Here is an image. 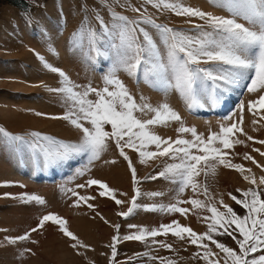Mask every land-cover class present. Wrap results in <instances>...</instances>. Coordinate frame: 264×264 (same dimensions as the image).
I'll return each mask as SVG.
<instances>
[{"label":"rangeland","instance_id":"374dc122","mask_svg":"<svg viewBox=\"0 0 264 264\" xmlns=\"http://www.w3.org/2000/svg\"><path fill=\"white\" fill-rule=\"evenodd\" d=\"M108 2L120 14L129 18L138 17L137 13L121 7L116 0ZM173 2L245 23L242 18L233 17L227 8L220 7L218 0ZM121 3H125V0H121ZM126 3L140 7L142 0H126ZM145 7L158 23L189 34H196L199 30L195 26L205 23L199 18L179 16L171 11H157L151 5ZM97 12L103 15L106 22H111L105 0H0V127L12 135L25 137L29 143L33 132L65 143H78L81 131L70 121L56 118L67 114L70 102H65L63 94L50 91L63 86L62 77L45 67V62L62 70L75 85H91L95 88L104 87L105 77L115 70L117 78L127 85L137 102H140L141 95L152 105L167 102L182 117L183 126L196 128L205 138L213 132H220L222 126L239 123L242 119L244 134L236 132L232 137V140L242 143L234 144L224 151L228 153L226 160L242 165L246 171L241 174L237 170L217 165L214 175L210 173L206 176L201 172L195 179L197 183L207 186L212 197L209 201L202 189L194 193L188 187L180 193L179 183L157 176L167 164L178 162L167 156H158L141 163L138 152L125 148L136 170L138 183H134L128 161L119 154L111 140L108 141L107 151L91 163L87 154H73L68 159L46 163L42 155L33 153L29 144H14L0 136V264H161L160 259L153 257L164 258L165 264L168 261L173 264H207L201 258L204 249L190 244L187 236L183 241L171 233L155 238L146 237L144 241L125 240L123 237L139 234L142 228L151 231L173 221H179L181 225L203 234L208 231L207 224L211 221L201 217L210 213L193 209L191 204H178V200L195 198L215 204L220 211L226 212L220 204L222 200L243 216L246 209L231 199L230 194L242 199L238 189L248 191L258 188L264 192V184L260 183L264 177V155L260 154L264 152V144L256 143L264 140V118H261L264 109L258 104L256 109L248 108L249 102L257 100L260 95L248 91L254 72L243 70V78L237 83L215 90L211 88L212 82L208 81L209 87L204 91L198 90L197 102L189 107V102L178 90L154 85L145 80L142 70L137 78L129 77L123 69H117L116 49L110 47L106 40L98 45L99 56L93 54L90 57L86 46L83 51L72 46V34L78 30L86 15L92 25L99 29L94 19ZM144 27L156 35L151 26ZM37 53L44 57V61L38 58ZM89 98L96 99L94 95ZM256 112L258 114L254 115ZM138 115L141 119H148L152 114ZM254 120L258 122L254 123ZM82 123L90 127L86 122ZM180 126V122H170L164 126H153L151 130L163 138L193 139L191 133H179ZM105 130L111 131V126L106 125ZM248 136L253 137V140H248ZM147 150L155 151V147ZM246 154L252 156L256 163L245 159ZM244 176H248L249 180H245ZM252 178H255L256 184L251 183ZM90 179L102 181L115 190V199L109 195L100 196L102 189L99 185L89 186L87 181ZM137 188L140 191L136 198L137 207L127 217L120 215L131 207ZM30 195L41 197L45 203L20 198ZM80 197L95 199L85 202ZM261 198L264 199V195ZM116 199L124 203L117 205ZM88 204L94 207L89 208ZM174 204L191 211L185 216L159 210ZM48 214H56L66 220L69 230L90 247L79 249L82 254H77V250L70 246L73 241L64 236L59 226L51 221L46 222L42 229L31 232L32 228L38 226L40 219ZM117 225L118 229L115 227ZM228 231L237 239H242L235 225L230 226ZM28 232L31 233L28 241L17 240L12 244L6 240ZM213 236L218 242L239 250L232 236L217 233H213ZM113 237H119V240L114 242ZM154 241L170 244L172 250L162 248ZM203 243H207L212 252L217 253L216 257L209 259L224 256L214 244L207 240ZM113 244L116 248L114 258L110 247ZM260 254L264 253L254 255Z\"/></svg>","mask_w":264,"mask_h":264},{"label":"snow or ice","instance_id":"6c2138e0","mask_svg":"<svg viewBox=\"0 0 264 264\" xmlns=\"http://www.w3.org/2000/svg\"><path fill=\"white\" fill-rule=\"evenodd\" d=\"M116 2L121 7L130 8L132 12L138 14V17L129 18L127 15L120 14L108 0H105L111 22H106L103 15L97 12L94 16L99 25V29H97L86 15L78 30L72 34L71 44L74 48L83 51L86 46L90 57L93 54L99 56L98 45L102 40H106L110 47L116 49L117 69H123L129 77L137 78L142 70L145 80L166 89L178 90L189 102V107L197 102V91H204L209 87L208 81L212 82L213 90L220 89L222 86L235 84L239 79H242L243 70H252L254 78L248 86V91L260 93V95L257 100L249 102L248 108L249 110L256 109L258 104L261 109H264V0H218L220 7L227 8L233 17L242 18L245 23L238 22L235 18L214 16L203 10L173 2V0H142L140 7L127 4L126 0L125 3H121V0H116ZM145 5H151L157 11L166 10L179 16L199 18L205 23L195 26L199 30L196 34H189L158 23L148 13ZM144 25L155 29L156 35L149 32ZM37 56L41 61H44V57L39 53ZM206 64H211L213 67H201ZM45 67L62 77L63 86L50 89V91L63 94L65 102H70L67 114L56 118L68 120L75 128L79 129L82 133L80 141L65 143L33 132L30 134L32 140L29 143L25 137L12 135L2 127H0V136L14 144H29L33 153L42 155L46 163L65 160L73 154H87L89 163H91L107 151L108 141L111 140L118 148L119 154L128 161L134 183H138L136 170L132 167L131 159L124 151L125 148L138 152L141 163L158 156H167L173 161H178L167 164L157 176L179 183L180 193H183L188 187L194 193L198 189H202L209 201L212 197L208 193L207 186L197 183L195 179L201 172L206 176L210 173L214 175L217 165L237 170L241 174L246 171L242 165L226 160L225 157L228 153L224 151V149L232 148L234 144L242 143L239 140H232L236 132L244 134L241 127L242 119L239 123H233L227 127L222 126L220 132H213L205 138L197 132L196 128L183 126L182 117L167 102L152 105L143 95L140 97V102H137L127 85L117 78L115 70L105 77L104 87L95 88L91 85H75L62 70L52 67L47 62H45ZM77 88L82 90H75ZM91 95H94L96 99H90ZM241 107L243 108V105ZM149 113L152 115L148 119H141L138 115H148ZM257 114L258 112L254 113V115ZM38 115L40 114L38 113ZM261 118H264V114L261 115ZM82 121L89 124L90 127L85 126ZM170 122H180L179 133H191L193 139L163 138L151 130L153 126H164ZM257 122L254 120V123ZM106 125L111 126V131L105 130ZM247 139L253 140V137L248 136ZM41 141L45 143H41ZM256 143L264 144V140L256 141ZM152 146L155 147V151L147 150ZM254 150L260 151L259 149ZM260 154L264 155V152H260ZM245 159L256 163L250 155L246 154ZM257 166L262 167L258 164ZM155 178L157 177H149V179ZM244 179L249 180V177L244 176ZM251 183L256 184L255 178L251 179ZM260 183L264 184V177L261 178ZM87 184L89 186L99 185V188L102 189L99 192L100 196L109 195L115 199V190L110 189L106 183L90 179ZM79 187L83 188L85 185H79ZM237 191L240 192L242 199L231 194L230 196L237 204L246 209V214L243 216L238 215L222 200L220 204L226 209V212L220 211L215 204L195 198L177 201L178 204H191L193 209L206 210L210 213L208 216L201 217L205 221H211L207 224L208 231L203 234L195 232L189 226L181 225L179 221H173L171 224H162L159 228L151 231L142 228L139 234L128 235L123 239L144 241L146 237L155 238L171 233L181 241L185 240L187 236L190 244L204 249L201 258L207 261V264H221V259L223 264H264V254L254 255L258 252L264 253V199L261 198L264 192L258 188L248 191L238 189ZM139 195L140 191L137 188L136 194L131 200V207L120 215L127 217L137 207L136 198ZM20 198L40 204L45 203L39 196L30 195ZM88 199H95V197H80V200L85 202ZM115 202L117 205L124 203L119 199H116ZM88 207L93 208L94 206L88 204ZM159 210L176 212L185 216L191 211L175 204L167 209L161 207ZM49 221L58 225L63 235L73 241L70 246L77 250V254H82L78 251L79 249L90 247L69 230L66 220L56 214L44 215L38 226L32 228L31 232L42 229ZM232 225H235V229L238 230L242 239H237L228 231ZM115 227L119 228L118 225ZM218 229L224 231L219 232ZM213 233L232 236L239 250L218 242L214 239ZM30 234L28 232L15 239L6 238V240L12 244L17 240L28 241ZM118 240L119 237H113L114 242ZM205 240L214 244L224 256L209 259L216 257L217 253L212 252L207 243H203ZM32 242L36 243V241ZM154 243H159L160 247L172 250L170 244L156 241ZM110 247L114 258L116 256L115 244ZM197 255L200 254L197 253ZM153 259H160L161 264H165L162 257H153ZM167 264H173V262L168 261Z\"/></svg>","mask_w":264,"mask_h":264}]
</instances>
